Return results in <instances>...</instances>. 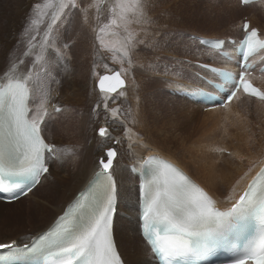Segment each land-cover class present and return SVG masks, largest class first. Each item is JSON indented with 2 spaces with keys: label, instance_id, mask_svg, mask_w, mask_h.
I'll list each match as a JSON object with an SVG mask.
<instances>
[{
  "label": "rangeland",
  "instance_id": "374dc122",
  "mask_svg": "<svg viewBox=\"0 0 264 264\" xmlns=\"http://www.w3.org/2000/svg\"><path fill=\"white\" fill-rule=\"evenodd\" d=\"M28 1L29 0H0V77L5 75L3 73L4 70H6V73H13V66L14 73L28 74L29 69L38 73L37 77L33 80V85L34 83L36 84L35 86L38 93L37 98L41 93L43 95L45 93L50 94L48 125L45 131L48 132V134L52 133L51 136H55H53L54 141H63L61 143L62 145L59 147V151L62 156L68 158L63 159L62 163L53 158L47 160L49 167H51L49 182L36 189L28 198L12 206L1 205L0 229L3 230L5 234L9 228L14 227L16 229L13 231L11 239L2 243L10 242L14 239V235H18V240L25 239V237L20 238V235H22L24 231L30 230L34 233L39 228L45 227L49 220L56 214L55 209L58 204L53 205V203L56 202L61 192L64 191L66 187L70 189L73 182H78L82 179L83 175H77V170L81 168L85 162H88V165L92 162V164L99 166L100 158L106 159V156H104L106 154L103 150L110 146L114 147L117 152V156L114 159V166L117 161L119 164L121 163L120 166L124 167L127 182L131 184V181H133L134 199L136 195V181L130 177L127 164L142 160L146 156V151H148L146 147L148 146H158L159 149L163 148L164 151L170 152L176 156V159L185 165L193 176L207 183L212 189L218 188L215 181H220L218 175L225 173L223 167H226L229 171L233 170V173L238 175L240 170L236 165L233 166V169L230 166L228 167L227 162L224 164L220 162L216 150L219 151V155H224V158L230 157V154L224 153L226 150H222L221 142L218 141L214 143L213 145L215 147L210 150L208 146L205 148H203L204 146L201 147V142L193 141L196 137L195 134L198 132L199 123L190 124L186 132L178 130L177 128H173L174 130L171 128V125H174L172 122L177 123L176 118L180 117L177 115L178 113L174 114L172 112V107L175 106L178 108V102L181 101L183 102L182 109L189 110V108L186 106L184 100L176 97V95H172V92H168V88L184 86L180 84L181 81H178L179 75L175 72L176 70H181V73L191 75L192 77V75H194L193 71L198 68L194 63L195 61L189 60V56L193 54L192 52H196V50L200 51V49H198L197 38H192V34H188L189 32L212 35L210 29L215 30L216 27L218 29L223 28V31L218 33L219 35H231L233 38L241 35L238 29L236 32H232L231 20L234 16H231V14H224V9L220 11L217 8L221 4L222 7H224V5L226 6V11L232 8L234 9V5L237 6L236 0L234 2L233 0L232 2H230V0H219L218 3L213 0H148L147 15L151 17V20L145 22L139 16H130V22L126 26L109 24L110 19L113 18L109 9L116 0H106V2L105 0H77V2L75 0L78 6L75 8H65L60 14V24L57 22V24L53 26L51 32L48 31V24L51 22L52 16L51 10L49 9L46 11L43 9V12H41L36 6L43 5V3L44 5L47 3L51 4L52 1L31 0L30 3ZM64 2L67 3V0ZM223 3L224 5H222ZM6 4H8V6ZM52 5L54 6L51 8L53 10L58 5L57 0H54ZM241 8H243V6ZM251 8L252 7L237 12L238 15L237 17L235 16V18L238 19H236L235 22H238L236 24L234 22L236 26L239 25L241 18L244 19L247 17L249 19V14H255L258 21L264 24V4L254 6L253 9ZM212 11L220 14L223 19V21L217 19L215 27L212 26L208 20V16L211 15ZM70 14L73 16L71 20L68 21L67 19ZM85 16H88V18H85ZM81 17L82 20H84L82 21L83 28L88 31V36L84 38L85 40L80 39L77 32L73 34V18L79 19ZM33 20L36 21L35 24L32 23ZM179 22H181V24ZM177 23H179L180 26L177 25ZM106 25L107 27H105ZM102 28L104 29L103 32L100 31ZM113 34L115 35L113 36ZM46 35L48 36L47 41L45 40ZM129 35L133 38L135 46L130 49L129 55L125 57L123 55V49L120 51H116V49L120 48L121 43L124 42L125 38L129 37ZM33 37H35V39H33ZM101 41H103V44H101ZM180 45H185L184 50L178 48ZM200 55L191 58L199 59L204 62L216 63V61L208 56ZM38 56H43L44 59L40 60L37 64ZM178 56L188 58L182 59ZM63 61L67 64L64 70L62 68ZM114 68H117L124 77L126 85L114 94L101 93L95 86L98 76L104 72H111ZM1 69H3V71ZM122 69L125 71H121ZM66 70H68V74L65 73ZM70 70H72V75H69ZM84 70H86V72ZM143 70H148V73L145 72L144 74H140ZM190 70L193 71L191 72ZM175 77L176 79H174ZM164 78H170V82L174 83L172 84L169 82V84H167V80ZM141 79H145V82L142 80V83H144L142 88L144 89L138 90L139 85L134 89L132 84L136 80L140 82ZM71 80H75V84H71ZM187 83L194 82L188 81ZM129 89L136 90V94L133 97H130L128 93ZM121 91L125 93L124 96L118 95ZM105 96L115 97V102H112L111 98L108 102L109 109H118L115 116H113L110 111L107 114L105 113L103 99ZM174 99H176L177 102ZM141 100H145L143 112L146 115L145 118H142V121L138 116ZM34 103L36 104L37 100H35ZM236 103L237 104L231 109L232 112H235L236 109L240 111V109L246 107V105H250L248 100L242 98ZM54 104L60 105V108L63 106L67 107L66 114L62 115L59 113L60 111L57 112L54 109L52 110ZM97 104H99V108H97ZM170 104H172L171 108L167 106ZM251 107L250 109H254L257 107V104ZM94 108L97 109L96 112H93ZM207 111L208 110H202V113ZM154 112L155 115L158 114L156 115L158 117L153 114ZM198 114L197 118L200 120L202 116L200 113ZM251 115L255 121L261 118V116H257L255 113ZM74 118H87L88 122L85 124V128L88 130L87 135L84 136L82 132L78 133L72 131V136H68L69 130L59 132L63 127L70 124ZM154 119H156V121ZM248 119L250 118L245 114L239 115L235 120V125H239ZM101 120L106 121V126L109 129V135L104 138L96 133ZM249 121L253 122L254 120L252 119ZM257 123L259 130H263L264 116L260 121H257ZM55 128H57L56 131ZM46 129H49V131ZM229 129L231 130L228 132V137H225L224 143L229 147V151L237 148L236 152L239 153L238 158L242 160V162L246 163L254 159L256 152L261 153L263 151L264 139L254 134L255 132L250 131L249 127L244 128L237 126L230 127ZM128 130H130V133H128ZM241 131H245L242 132L243 135ZM171 133L174 137L170 136ZM246 133H252L250 136L261 139L263 144L260 145L257 140L248 139L251 151L248 150L246 146H243L242 150L239 143L242 142L241 140L245 139L244 136L247 135ZM73 134H75V136ZM239 134L241 136H238ZM218 136L222 138L221 134ZM234 136L238 138L239 143L237 140L235 141ZM70 137L71 139H69ZM117 140H119L120 143H116ZM182 143L183 146L180 147ZM142 145L147 146L144 147ZM67 146L72 150H70L71 152L68 154L66 153ZM155 154L157 153H149L151 156ZM193 159H195V161H193ZM236 161L237 160L234 159V162ZM245 167L248 168V166ZM210 168H214V171L212 172ZM59 175L61 176V181L58 179ZM51 193H55V195L53 196ZM126 193L132 194L130 191L125 190L124 194ZM40 199H48L50 202L44 203ZM38 206L43 208V216L39 215ZM116 210L113 222L114 234L117 229L120 232L122 225L125 224V226L128 227L127 246L135 247L133 254L136 260L134 262L144 264V257L137 250L138 243L141 239L140 235H137L138 232L135 226L133 228V224L131 225V222L127 221L125 212L119 203H117ZM43 217H47V221L44 222L43 225H38L36 227L34 222L42 220ZM126 224H128V226ZM119 225L121 227H119ZM133 232L134 234H132ZM117 233L118 232H116V234ZM117 248L123 258V262L125 261V257L126 260H134L131 251L128 250L125 257H123L118 245ZM126 264H128V262H126Z\"/></svg>",
  "mask_w": 264,
  "mask_h": 264
},
{
  "label": "snow or ice",
  "instance_id": "6c2138e0",
  "mask_svg": "<svg viewBox=\"0 0 264 264\" xmlns=\"http://www.w3.org/2000/svg\"><path fill=\"white\" fill-rule=\"evenodd\" d=\"M241 2L246 4L249 0ZM76 6L75 0H67V3L61 0L59 11L52 13L48 31L51 32L61 18V11ZM45 7L54 6L46 4ZM109 11L113 17L110 25L126 26L130 16H139L145 22L151 20L147 15L148 0H116ZM243 29L244 38L236 49L242 57L238 62L240 70L218 72L220 82L213 86L226 95L227 101L241 90L264 100V92L247 78L253 69L249 58L264 50V38L248 23H244ZM45 40H48L47 35ZM216 43L222 45L224 42ZM134 46L129 35L116 51L123 49L127 57ZM42 59L43 56H38L37 64ZM12 72L7 82L0 86V191L10 193L9 201L26 195L40 182L41 175L49 172L46 154L54 152V146L42 137L50 94H44L40 101L41 111L34 113L30 106L31 91L38 73L29 69L28 75L16 77L14 66ZM108 80H114L115 84L106 87ZM123 84L120 72H114L112 76H100L98 86L101 93L111 94ZM118 95L125 93L121 91ZM110 98L115 102V97L103 98L105 113L110 111L115 116L118 109L108 108ZM225 102L222 98L221 104ZM96 110L94 108L93 112ZM55 111L60 109L55 108ZM99 135L108 136L109 129L100 127ZM116 156L115 149L107 150L106 162L101 158L102 171L95 173L94 183L57 218L55 227L23 247L16 241L0 243V250H7L0 253V264H12L14 258L22 255L42 257L43 264H124L113 238L118 193L110 170ZM144 163L152 166V170L151 177L141 184L142 230L158 264H211V258L218 251L233 253L227 264H264V167L251 178L230 207L221 210L207 192L174 165L157 157H148ZM249 228L251 233L239 246L237 239L232 237L239 238Z\"/></svg>",
  "mask_w": 264,
  "mask_h": 264
},
{
  "label": "bare ground",
  "instance_id": "6f19581e",
  "mask_svg": "<svg viewBox=\"0 0 264 264\" xmlns=\"http://www.w3.org/2000/svg\"><path fill=\"white\" fill-rule=\"evenodd\" d=\"M11 1H16V0H11ZM52 3H47V4H50L52 5L54 3V0H51ZM65 1V0H64ZM109 1V0H107ZM214 2H219V0H213ZM223 1V0H222ZM235 0H233L234 2ZM29 3L31 2V0L28 1ZM27 2V3H28ZM61 2V0H57V4L59 5V3ZM77 2V0H76ZM106 2V0H105ZM104 2V3H105ZM230 2H232V0H230ZM237 2V6L234 5V9L232 8L231 10H227L226 11V6L224 5V3L222 5H224V7L220 6L217 7L220 11L221 9H224V14H231V16H234L233 19L231 20L232 23H233V27H232V23H231V28H232V32H236V30L238 29L239 33L242 34L244 32L242 26H243V18L240 19L239 21V25L236 26L235 24L238 22H235L236 19L238 18H235V16L237 17L238 15V11L239 10H243V9H247V8H250L252 7L251 9H253L254 6H257V5H263L264 4V0H258L256 2H249L247 4H243V8H241L242 6H240L239 4V0H236ZM28 3V4H29ZM90 3V1H89ZM27 4V6H28ZM233 4V3H232ZM239 4V5H238ZM8 6V4H6ZM58 5L55 9H51L52 7H45L44 8V3L43 5H40V7L38 8L39 11L43 12V9H45L46 11H48L49 9L51 10V14L54 12V11H59V8H58ZM86 5V4H85ZM219 5V4H218ZM78 6V5H77ZM103 6V5H102ZM229 6H232V5H229ZM83 7V6H82ZM214 7V6H213ZM233 7V6H232ZM92 8V7H91ZM215 8V7H214ZM84 9V8H82ZM228 9V8H227ZM250 9V10H251ZM92 10V9H91ZM215 11V10H214ZM214 11L211 12V15L208 16V20H209V23H211L212 26L215 27V22L217 19H222L221 15L220 14H217L215 13ZM218 11V10H217ZM16 12H17V9H16ZM62 12V11H61ZM60 12V14H61ZM84 12V11H83ZM89 12V11H88ZM219 12V11H218ZM101 13V12H100ZM223 13V12H222ZM210 14V12H209ZM216 14V15H214ZM264 14V12H263ZM83 15V14H82ZM87 15V14H86ZM92 15V14H91ZM73 15L70 14L69 17H68V21L71 20V17ZM106 16V15H105ZM90 17V16H89ZM85 18H88V16H85ZM101 18V17H100ZM74 19V31H73V34H75V32H77V34H79V38L82 39V40H85L84 38L88 36V31L84 30L83 28V23L82 21V17L77 19V18H73ZM229 19V18H228ZM249 22V27H252V26H256L259 30H260V33L264 36V24H261L259 21H258V18L255 16V14H249V19L246 18ZM264 19V17H263ZM87 20V19H85ZM91 20V19H90ZM103 20V19H102ZM132 20V19H131ZM182 20V19H181ZM262 20V19H260ZM58 24H60L61 20L59 19L58 21ZM93 22V21H92ZM235 22V24H234ZM88 23H91V22H88ZM181 24V22H179ZM177 23V25L180 26V24ZM230 23V22H229ZM259 23V24H257ZM86 24V23H85ZM88 25V24H87ZM235 25V27H234ZM89 26V25H88ZM228 26V25H227ZM112 28V27H111ZM228 28V27H227ZM113 29V28H112ZM211 30V33L212 35H203L200 34L199 32H189L188 34H192L194 37L197 38V44L199 46L198 49H200V51L198 52L196 50V52H192L193 54L189 56V60L190 61H196V62H199V63H208V64H212V65H216L218 67H229V66H234L235 63L232 62V61H228V60H225V59H222L214 50L211 46H207L205 44H201L199 39L200 37H203V38H206V39H210V38H225V41H224V44H223V48L222 50H228L229 49V46H228V42H227V39L229 38H233L231 37V35H227V36H224V35H219L218 33L222 32L223 31V28H216L215 27V30L214 29H210ZM128 31V30H127ZM156 32V31H155ZM106 33V32H105ZM110 33V32H109ZM116 33V32H115ZM108 34V33H107ZM115 34H113L114 36ZM78 36V35H77ZM117 37V36H116ZM240 37V36H239ZM239 37H236L235 40L237 41V39ZM190 38V36H189ZM92 48V46H91ZM179 49H183L185 48V45H180L178 47ZM204 55V56H208L209 58H211L212 60L216 61V63H209V62H204V61H201L199 59H195V58H191V57H198V55ZM200 55V56H201ZM176 57V56H175ZM179 58H188V57H182V56H178ZM205 57V58H206ZM78 58V57H77ZM204 58V57H203ZM77 60V59H76ZM222 63V64H221ZM67 67V64L65 61L62 62V68L63 70ZM80 67V66H79ZM86 67V66H85ZM189 68V67H188ZM190 69V68H189ZM3 71V69H1ZM71 71L70 70L69 72V75H72L71 74ZM76 71V70H75ZM86 72V70H84ZM191 72L193 70H190ZM197 72L199 73H207V71L203 68H197L196 69ZM145 72L148 73V70L146 71H142V73L140 74H144ZM179 77H178V81H181L180 84L184 85V86H180V87H177V88H168V92H173L174 94L172 95H176V97L184 100L186 106L189 108V110H184L182 109V104L183 102L179 101L178 102V108L177 107H172V104L170 105H167L168 107L170 106V108L172 107V112L175 114V113H178L177 115H179L180 117H177L176 120H177V123L175 122H172L174 123V125H171V128L175 129L177 128L178 130H182L183 132H186V130L189 129V125H193L195 123H199L198 125V132L195 134L196 137L194 138L193 141H197V142H201V147L205 148L208 146V149L210 147V150L213 149V147H215L213 144L216 143V142H221V148L222 150H226L224 153H228L230 154V157H225L224 158V155L221 156L219 155V151L216 150V154L219 156V160L220 162H223L226 163L227 162V165L228 167H232L236 165V167L240 170V172L237 174H234L233 173V170L232 171H229L227 170L226 167H223V170L225 173H222L221 175H218V178L220 181L216 180L215 181V184L217 185V189H212V187H210L207 183L205 182H202L200 181L199 179H197L195 176H193V174L190 172V170L185 166L183 165L180 161H178L176 159V156H174L173 154H171L170 152H166L164 151L163 148L159 149L158 146H154V147H146L148 148V151H146V156L142 159V160H138V162H134L132 164H127L128 166L129 165H133L134 167H136L138 170H142L145 166V169L144 171H148V164H145L144 161L146 160V158H148L149 156V153L150 152H156L157 154L155 155H152L154 157H157V158H160L172 165H174L179 171H181L183 174H185L187 177H189V179L194 183L196 184L198 187L202 188L205 192H207L211 198L213 200L216 201V206L218 208H220L221 210H223L224 208H227V207H230L231 203L234 202L235 199H237L239 197V195L243 192L247 182L253 177V175L256 173V171L264 164V149L261 153L259 152H256V156L254 159L250 160V161H247L246 163L242 162V160H240L238 158V152H236V149H233L232 151H229V147L225 145L224 143V140L226 139L225 137H228V132L230 127H237V126H241V127H249V130L252 131V132H255L254 134H257L258 137L264 139V129L263 130H259L258 128V123L257 121H260L261 118L264 116V111H263V108H264V100H260V99H256V98H253V97H250V96H247V95H244L241 91H238L236 96L227 104H225L223 107H219V106H216L214 108H212L211 110H208L207 112H204L202 113V110H203V107L204 105H201L200 103L198 102H193V101H190L188 100L187 98L185 97H180L178 96L175 91H179L181 89L183 90H186L188 92H192L196 87L197 85H201L203 88L205 89H208V90H212L211 88L209 87H206V85L202 84V80L199 79L197 76H194L192 75H188V74H183L181 73V70L178 71L176 70L175 71ZM3 73L5 74L6 73V70L3 71ZM2 73V74H3ZM65 73L68 74V70L65 71ZM64 73V74H65ZM78 73V72H77ZM76 73V74H77ZM139 73V72H138ZM158 73V72H156ZM155 73V74H156ZM1 74V73H0ZM13 73L9 74L8 75H4L3 77H0V86L4 85L8 78H9V75H12ZM135 74V73H134ZM161 74V73H159ZM14 75L16 77H22V76H25V75H28V74H18V73H14ZM158 75V74H156ZM163 75V74H162ZM168 75V74H166ZM65 76V75H63ZM74 76V75H73ZM72 76V77H73ZM172 76V75H171ZM67 77V76H66ZM65 77V78H66ZM59 78V77H58ZM140 78V77H139ZM71 79V78H70ZM75 79V78H74ZM165 80H167V84H169V82L171 81L170 78H164ZM176 79V77L174 78ZM142 80L139 82V81H135L132 85V87L134 89H136V87L139 85V88L138 90L140 89H144L142 88V86L144 85V83H142ZM145 80V79H144ZM143 80V81H144ZM194 83H187L188 81L189 82H192ZM51 81V80H50ZM73 80H71V84H75V80L72 82ZM254 81L262 88V90L264 91V74H261L257 77L254 78ZM145 82V81H144ZM69 83V82H68ZM69 83V84H70ZM126 83V81H125ZM140 83V84H139ZM165 83V85H166ZM172 83V82H170ZM174 83V82H173ZM172 83V84H173ZM176 83V82H175ZM198 83V84H196ZM186 84V86H185ZM36 84L34 83L33 85V88H32V91H31V108H32V111L35 113V112H38V111H41L40 109V101L41 99L43 98V94H39L38 95V98H37V90H36ZM78 85V84H77ZM65 86V85H64ZM68 86V85H66ZM167 86V85H166ZM170 86V85H168ZM145 87V86H144ZM67 89V88H66ZM65 89V91H66ZM74 92V91H73ZM76 92V91H75ZM129 95L130 97H133L135 94H136V90H130L129 89ZM73 94V93H72ZM222 96H224V94H222ZM83 97V96H82ZM246 99L250 102V105H246V107H243V113H242V109L237 110L235 112H232L231 109L234 107V105H236L237 101L239 99ZM37 100V103L35 104L34 101ZM176 100V99H174ZM164 101V100H163ZM74 102V101H73ZM177 102V100H176ZM145 103V100H141V104L139 106V109H138V116L139 118H141V121H142V118H145L146 115L144 114L143 112V104ZM164 104V103H162ZM257 104V107L254 108V109H250L252 108L251 106L252 105H255ZM158 105H159V102H158ZM53 106H59L58 104H54ZM52 106V110L54 109V107ZM66 109L67 107L63 106L61 107V110L59 113H61L62 115H65L66 114ZM166 109V108H165ZM253 110V112H252ZM169 111V109H168ZM150 112V111H149ZM156 112V111H155ZM155 112L153 113L155 115ZM47 113H49V105H47ZM200 113L202 118H200V120L197 118V114ZM254 114L257 115V116H261V118L257 121H255L254 118H252V115L251 114ZM152 114V116H153ZM242 114H245L247 117H249L250 119L244 121L243 123L239 124V125H235V120L238 118L239 115H242ZM158 115V114H156ZM155 115V116H156ZM199 115V114H198ZM199 116V117H201ZM83 117V116H82ZM158 117V116H156ZM175 117V116H174ZM155 118V117H153ZM158 119V118H157ZM254 120L253 122L249 121V120ZM47 120H48V114L45 116V121L42 123V135L43 137L45 138L46 142L49 143V144H52L54 146V152L52 153L53 156L52 158L56 161H59L60 163H62V160L63 159H67L68 157H64L62 156L61 152L59 151V147L62 145L61 143L63 142L62 140H58V141H54L53 139V136L52 133L51 134H48V132L45 131V128H47ZM156 121V119H154ZM159 120V119H158ZM88 122L87 118L86 119H83V118H74L70 124L66 125L65 127H63L61 129V131L59 132H63L65 130H69L68 132V136H72V131H76L78 133L82 132V134L85 136L88 134V130L87 128H85V124ZM157 123V122H156ZM169 125V124H168ZM173 129V130H174ZM49 131V129H46ZM57 130V128H55V131ZM219 132V133H218ZM240 132V131H239ZM242 132H245V131H241V134ZM247 132V131H246ZM55 133V132H54ZM128 133H130V131H128ZM71 134V135H70ZM219 134H221L222 138H220V136H218ZM247 135L244 136V140H241L242 142L239 143L238 141V138L236 136H234L235 138V141L237 140L238 143H239V146L240 148H242L243 150V146H246L248 150L251 151V148L249 146V140H257L259 141L260 145L263 144L262 140L257 138V137H252L250 136L252 133H246ZM75 136V134H73ZM243 135V134H242ZM172 137H174V135H171ZM238 136H241L240 134ZM55 137V136H54ZM104 138V137H103ZM71 139V137L69 138ZM75 139V138H74ZM213 139V140H212ZM138 140V139H137ZM67 141V140H66ZM68 141H72V140H68ZM210 141V142H209ZM204 142V143H202ZM206 142H209L208 144H205ZM66 144V143H64ZM143 144V143H141ZM233 144V143H232ZM231 144V145H232ZM109 146V145H108ZM144 146V145H142ZM147 146V145H145ZM144 146V147H145ZM152 146V145H151ZM183 146V143L181 144L180 147ZM233 146V145H232ZM179 147V148H180ZM235 147V146H234ZM178 148V149H179ZM104 149V148H103ZM106 149V148H105ZM71 149L67 146L66 148V153H70ZM104 151V150H103ZM102 151V152H103ZM239 151V149H238ZM65 152V151H64ZM243 152V151H242ZM193 154V153H192ZM104 155V154H103ZM105 156V155H104ZM196 157H198L197 155H195ZM206 157V156H205ZM213 157V156H212ZM249 157V156H248ZM200 158V157H199ZM246 158V157H245ZM244 158V159H245ZM51 157H48L47 160H50ZM101 159V158H100ZM115 159V158H114ZM114 159H113V168L111 169L113 171V176H114V179H115V183H116V188H117V193H118V199H117V203H119L120 206H122L124 212H125V216L127 218V221H130L131 222V225L132 227L136 228V231L139 233V220H138V203H139V200H138V177L131 173L130 170L128 169V173L130 174V177L132 179H135V199L133 197V194H134V187H133V181H131L132 183L129 184L127 182V177H126V174H125V170H124V167H121V163L119 164L118 161L116 163V165L114 166ZM198 159V158H196ZM234 159H236L237 161L234 162ZM248 159V158H246ZM100 161V160H99ZM193 161H195V159H193ZM253 161V162H252ZM232 162V163H230ZM252 162V163H251ZM60 163H59V166H60ZM100 164V163H99ZM48 165V163H47ZM88 165V162H85L83 164V166L81 168H79L76 172V174H82V179L78 182H73L71 184V188L69 189V187H66L65 185V190L61 192V194L58 196V199L56 200L54 204H58L56 206V214L53 216L52 219L49 220L48 224L42 228H39L38 230H36L34 233H32V231L28 230V231H24L22 235H20V238H24L25 239H21V240H18V235H14V239L11 240V241H16L19 245L21 244H26V243H29L30 241V238L31 237H34L36 236L37 234H39L40 232H43L45 231L46 228H48L50 226V224L53 222V220L58 216L60 215L64 209L71 205L72 202L74 201V199L77 197V195L84 189V187L89 183L90 179L95 175V173L97 171H101V166L99 165H94L92 164V162L89 163ZM123 166V165H122ZM245 166H248V168H246ZM66 167V166H65ZM62 169V168H61ZM234 169V168H233ZM59 170V169H58ZM66 170V169H65ZM152 170V169H151ZM151 170L148 171V173L145 174L144 176V181L146 179H149L151 177ZM210 170L213 172L214 171V168H210ZM221 170V169H220ZM61 172V171H60ZM50 173H51V167H49V172L48 173H45L41 179H40V182L31 190L29 191L28 194L24 195L23 197H20L19 199L15 200V201H12V202H1L0 201V207L1 205H5V206H12L13 204L15 203H18L19 201L25 199V198H28L36 189L42 187V185L46 184L47 182L50 181ZM76 178V176H75ZM58 179L61 181V176L59 175L58 176ZM73 181V180H72ZM128 186V187H127ZM130 191L132 194L130 193H126L124 194V191ZM52 192V190H51ZM51 195H55V193H51ZM42 200L44 203H47V202H50L48 199H40ZM136 200V201H135ZM34 207V206H33ZM32 207V208H33ZM37 209L39 210V215L40 216H43V208L41 206H38ZM49 213H52V212H49ZM59 213V214H58ZM52 215V214H51ZM47 217H43L42 220H38L36 222H34V225L37 227L38 225H43L44 222H46L47 220ZM126 223V222H125ZM10 224V223H9ZM12 225V224H11ZM118 225V224H117ZM128 226V224H126ZM34 227V226H32ZM119 227H121L119 225ZM128 227L124 225H122L121 227V230L119 232V230L116 232H118L116 234H114V231H113V238H114V243L116 244V246L118 245L119 248H120V251L122 253V256L125 257L126 255V252L129 250L132 252V254L134 253L135 251V247L131 246V247H128ZM19 229V228H17ZM16 229L13 227V228H9L5 234V232L3 230L0 229V243L2 242H7L8 240L11 239L12 237V233L13 231H15ZM23 231V230H22ZM133 231V230H132ZM18 232H21V231H18ZM134 234V232L132 233ZM117 235V236H116ZM139 237V236H138ZM140 238V237H139ZM142 239V238H141ZM139 241L138 243V246H137V250L138 252L144 257V264H157L156 263V260L154 259L152 253L150 252L147 244L144 242V240H141ZM10 241V242H11ZM135 242V241H134ZM118 243V244H117ZM132 244V243H131ZM117 250H119L117 248ZM119 252V251H118ZM121 255V254H120ZM132 257H134V260L132 261V259H127L126 260V257L124 258L126 262H128V264H143V263H138V262H134L136 260L134 254L132 255ZM122 258V257H121ZM123 259V258H122ZM124 261V262H125ZM125 262V264H126Z\"/></svg>",
  "mask_w": 264,
  "mask_h": 264
},
{
  "label": "water",
  "instance_id": "95a60500",
  "mask_svg": "<svg viewBox=\"0 0 264 264\" xmlns=\"http://www.w3.org/2000/svg\"><path fill=\"white\" fill-rule=\"evenodd\" d=\"M114 72H119V70L117 69V68H114L111 72H104V73H102V74H100L99 76H98V78H97V80H96V82H95V86H96V88H97V90L98 91H100V89H99V78H100V76H102V75H107V76H112L113 75V73ZM120 79H122L123 81H124V84H123V86L122 87H118L117 88V91L118 90H120L121 88H123L125 85H126V83H125V79H124V77L120 74ZM113 84H115V81L114 80H108V81H105V85H106V87L107 86H110V85H113ZM111 94H114V93H111ZM100 127H107L106 126V121L105 120H101L100 121V126L97 128V130H96V133L99 135V128ZM109 148H112V149H115L114 147H108L107 149H105L104 150V152H105V154L107 153V150L109 149ZM106 156V155H105ZM107 159V158H106ZM106 159H105V162H106ZM101 160V159H100ZM99 163H100V161H99ZM101 166V165H100ZM101 171H102V169H101ZM100 172V171H99ZM94 180H95V177H93L90 181H89V183H88V185H87V187H85L84 188V190L82 191V193H85V192H87L88 191V189H89V187L94 183ZM13 241H11V242H8V243H5V244H11Z\"/></svg>",
  "mask_w": 264,
  "mask_h": 264
}]
</instances>
